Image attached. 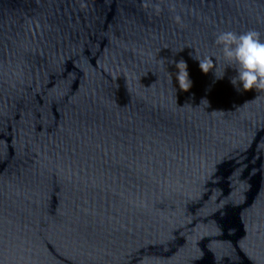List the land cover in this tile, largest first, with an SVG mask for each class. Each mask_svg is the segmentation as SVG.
<instances>
[{
  "label": "water",
  "instance_id": "obj_1",
  "mask_svg": "<svg viewBox=\"0 0 264 264\" xmlns=\"http://www.w3.org/2000/svg\"><path fill=\"white\" fill-rule=\"evenodd\" d=\"M249 30L264 0H0V264H264V90L214 43Z\"/></svg>",
  "mask_w": 264,
  "mask_h": 264
},
{
  "label": "clouds",
  "instance_id": "obj_2",
  "mask_svg": "<svg viewBox=\"0 0 264 264\" xmlns=\"http://www.w3.org/2000/svg\"><path fill=\"white\" fill-rule=\"evenodd\" d=\"M176 20L179 21L178 16ZM214 43L220 48L225 68H230L235 73L229 77V83L235 91L264 90V40L260 39V33L254 30L240 34L223 31L215 36ZM193 59L198 61L202 73L207 74L211 70L215 79L224 78L223 71L219 75L214 71L217 66L216 53L203 57L194 55ZM174 64L176 83L180 90L187 91L192 84L187 64L183 59L175 61Z\"/></svg>",
  "mask_w": 264,
  "mask_h": 264
}]
</instances>
